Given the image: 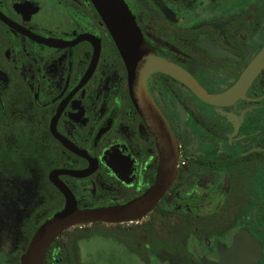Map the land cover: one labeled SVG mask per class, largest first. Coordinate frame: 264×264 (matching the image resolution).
I'll return each mask as SVG.
<instances>
[{"label": "flooded vegetation", "instance_id": "af4514ba", "mask_svg": "<svg viewBox=\"0 0 264 264\" xmlns=\"http://www.w3.org/2000/svg\"><path fill=\"white\" fill-rule=\"evenodd\" d=\"M108 8L0 0V264H264V0Z\"/></svg>", "mask_w": 264, "mask_h": 264}, {"label": "water", "instance_id": "95a60500", "mask_svg": "<svg viewBox=\"0 0 264 264\" xmlns=\"http://www.w3.org/2000/svg\"><path fill=\"white\" fill-rule=\"evenodd\" d=\"M98 7H101L105 14L125 13L124 9H110V5H118L119 0H94ZM126 20V17H122ZM128 30V27L125 29ZM132 28L127 34H117L114 30V37L119 44L121 39H128ZM134 34L130 36L134 38ZM125 43V42H124ZM125 48V46L123 45ZM67 201L65 206L45 220L33 233L25 251L21 256V264H41L44 252L52 239L63 229L76 223H85L93 220L105 219L110 211L103 208H79L76 205L73 195L66 192Z\"/></svg>", "mask_w": 264, "mask_h": 264}]
</instances>
